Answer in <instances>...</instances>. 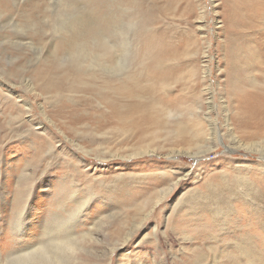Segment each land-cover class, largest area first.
<instances>
[{"label":"rangeland","instance_id":"1","mask_svg":"<svg viewBox=\"0 0 264 264\" xmlns=\"http://www.w3.org/2000/svg\"><path fill=\"white\" fill-rule=\"evenodd\" d=\"M0 166V264H264V0H0Z\"/></svg>","mask_w":264,"mask_h":264},{"label":"bare ground","instance_id":"2","mask_svg":"<svg viewBox=\"0 0 264 264\" xmlns=\"http://www.w3.org/2000/svg\"><path fill=\"white\" fill-rule=\"evenodd\" d=\"M213 148L214 147L206 150L203 154H205L206 152L208 153L210 150H213ZM198 154H202V153L201 152L192 153V155L196 157H198L197 156ZM0 171H1V166H0ZM24 173H26L25 170H23V172L21 173L22 175L20 179L23 181H27L28 179H30V177L27 173H26L27 175L25 174L26 176H24ZM177 184L178 183L175 182L172 185V187L168 189V191L161 192L162 196L158 199V201H156V203L170 196L171 192L174 190V187L177 186ZM84 207H85V202L82 204L80 203L77 209L78 211H76V213L74 214L75 216L71 215L68 216L67 218H64L61 215L54 214L51 215V217H49V220H46L42 223L43 224L42 228L41 230H39L41 231L40 233L41 241H40V246H38L39 244L37 245L38 250L30 254L28 253L25 256L27 259L31 260L29 264H68L67 262L68 259L73 257V255L68 254L66 252L67 251L72 252L79 248L78 244L80 243V241L77 240L80 237L75 229L77 227V219L82 214ZM22 213L23 212L21 211L18 214L19 217H16L15 220L16 221L15 226H17L18 228L21 227ZM75 241H77L78 243H76Z\"/></svg>","mask_w":264,"mask_h":264}]
</instances>
